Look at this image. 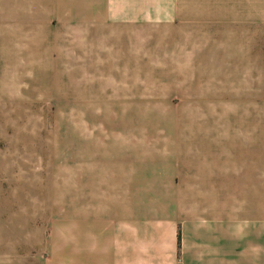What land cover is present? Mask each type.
Listing matches in <instances>:
<instances>
[{"label":"rangeland","instance_id":"374dc122","mask_svg":"<svg viewBox=\"0 0 264 264\" xmlns=\"http://www.w3.org/2000/svg\"><path fill=\"white\" fill-rule=\"evenodd\" d=\"M217 150L264 181V0H0V264H68Z\"/></svg>","mask_w":264,"mask_h":264},{"label":"crops","instance_id":"0c3cea01","mask_svg":"<svg viewBox=\"0 0 264 264\" xmlns=\"http://www.w3.org/2000/svg\"><path fill=\"white\" fill-rule=\"evenodd\" d=\"M111 8L106 12L135 13ZM244 154L213 151L197 192L183 198L176 190L186 183L170 182L156 212L112 220L109 240L92 244L90 236L87 244L85 231L68 264H264V181Z\"/></svg>","mask_w":264,"mask_h":264}]
</instances>
